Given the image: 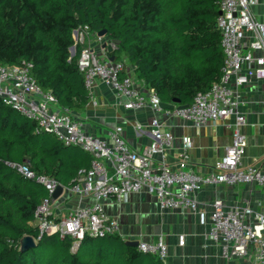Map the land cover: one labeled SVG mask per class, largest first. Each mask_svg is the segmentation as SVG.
Instances as JSON below:
<instances>
[{"label":"trees","instance_id":"16d2710c","mask_svg":"<svg viewBox=\"0 0 264 264\" xmlns=\"http://www.w3.org/2000/svg\"><path fill=\"white\" fill-rule=\"evenodd\" d=\"M217 14L218 0H0V63L31 61L41 89L80 111L89 93L69 47L73 29L87 25L93 32L105 29L116 44L108 55L133 65L162 102L187 103L221 73ZM92 157L78 144L36 130L34 119L0 98V264H166L117 233L86 234L72 250L68 235L39 234L31 223L47 190L7 161L27 162L35 173L70 186ZM24 234L35 244L20 250Z\"/></svg>","mask_w":264,"mask_h":264},{"label":"built area","instance_id":"2783aa9c","mask_svg":"<svg viewBox=\"0 0 264 264\" xmlns=\"http://www.w3.org/2000/svg\"><path fill=\"white\" fill-rule=\"evenodd\" d=\"M218 10L215 23L223 52L221 73L207 88L197 90L190 102L173 103L172 107H162V101L152 87L145 91L137 88L126 71V60L109 59L106 46H102L106 43L114 48L115 42L106 41L104 35L90 31L87 25L73 29L74 43L69 47L71 54H75L76 40L84 42L88 38L104 51L101 55L92 46L84 45L76 53L77 66L83 73L89 96L95 80L100 79L124 97L125 108L164 109L167 114L180 116L197 126L232 118L231 141L207 173H198L189 166L188 136L181 139L182 151L177 167L164 160L158 167L154 166L153 156L160 153L165 159L166 150L173 146L174 140L173 133L163 128L156 116L153 115L149 123L150 143L135 151L126 143L120 125L103 135L87 131L83 119L60 106L50 92L41 89L30 72L31 61L0 63V98L4 103L34 119L36 130H48L65 144H78L93 155L88 167L77 170L70 186L62 185L50 175L35 173L27 162L7 161L25 177L41 182L47 190L33 212V225L39 234L58 231L61 236L68 235L73 250L86 234L116 233L117 221L105 213L102 199L112 197L123 201L131 192L147 190L155 194L161 208L196 210V192L206 184L246 183L264 189V171L241 162L247 144L241 130L246 123V114L241 109L238 95V87L252 76L264 78V0H218ZM59 184L62 191L91 195L92 202L74 207L63 217L53 216L52 194ZM248 212L245 206H227L214 199L209 213L208 236L219 243L224 258L243 256L253 245L250 264H264V209L254 213V220L248 218ZM179 242L183 243V240ZM136 247L156 254L162 260L167 255V245L161 237L154 241L139 240Z\"/></svg>","mask_w":264,"mask_h":264},{"label":"crops","instance_id":"0c3cea01","mask_svg":"<svg viewBox=\"0 0 264 264\" xmlns=\"http://www.w3.org/2000/svg\"><path fill=\"white\" fill-rule=\"evenodd\" d=\"M84 45L92 46L101 55L104 53L91 39L87 38ZM126 71L137 88L142 91L149 88L127 61ZM238 95L241 109L246 114V123L241 126V130L247 144L241 162L258 166L264 171V78L252 76L238 87ZM123 100L124 97L117 95L109 85L96 79L84 109L71 110V113L83 119L85 129L96 135H103L114 126H122L126 143L135 151L150 143L149 123L151 117L156 116L162 127L173 133L174 140L173 146L166 150L165 159L160 153L153 156L155 167L163 160L177 167L182 151L181 139L188 136L189 166L198 173H207L213 169L215 161L221 158L231 141L232 118L208 121L197 126L180 116L167 114L164 109L125 108ZM196 197V210L161 208L155 194L147 190L131 192L123 201L104 198L102 206L105 213L117 221L116 233L124 241H154L161 237L167 245V255L163 260L166 264H250L253 245L243 256L226 259L221 255L219 243L213 242L208 236L209 213L212 201L219 199L227 206H245L249 211L248 218L254 220V213L264 209V189L246 183L206 184L196 192ZM92 200L91 195L79 196L64 190L52 198L51 213L57 218L63 217L74 207L87 205ZM180 239L183 243L179 242Z\"/></svg>","mask_w":264,"mask_h":264},{"label":"water","instance_id":"95a60500","mask_svg":"<svg viewBox=\"0 0 264 264\" xmlns=\"http://www.w3.org/2000/svg\"><path fill=\"white\" fill-rule=\"evenodd\" d=\"M219 12L220 11L218 10V13ZM214 26L216 27V23H214ZM98 34H100V35L105 34V29L99 30L98 31ZM102 46H106L107 51H110L111 50V46L109 44L103 43ZM109 59L113 60L114 59L113 55H110L109 56ZM173 101L178 102L179 100L176 99V98H174ZM161 105H162V107H172L173 104L172 103L161 102ZM62 188H63L62 185L59 184L57 186V188L55 189V191L53 192L52 197H57L61 193ZM137 242H138L137 240H126L125 241L126 244L132 245V246H136L137 245ZM34 244H35L34 237L32 235H30V234H24L20 238V246H19V248H20V250H25L26 248H28L30 246H33Z\"/></svg>","mask_w":264,"mask_h":264},{"label":"rangeland","instance_id":"374dc122","mask_svg":"<svg viewBox=\"0 0 264 264\" xmlns=\"http://www.w3.org/2000/svg\"><path fill=\"white\" fill-rule=\"evenodd\" d=\"M104 39H105L106 41H108V39H107L106 37H105ZM76 41H77V43H76V53H77L79 47L84 46L85 41H84V42H80V41H78V40H76Z\"/></svg>","mask_w":264,"mask_h":264}]
</instances>
